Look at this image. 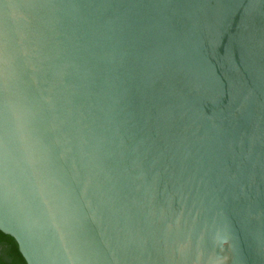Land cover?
Wrapping results in <instances>:
<instances>
[{
	"label": "water",
	"instance_id": "water-1",
	"mask_svg": "<svg viewBox=\"0 0 264 264\" xmlns=\"http://www.w3.org/2000/svg\"><path fill=\"white\" fill-rule=\"evenodd\" d=\"M0 231L26 264H264V0H0Z\"/></svg>",
	"mask_w": 264,
	"mask_h": 264
},
{
	"label": "flooded vegetation",
	"instance_id": "flooded-vegetation-1",
	"mask_svg": "<svg viewBox=\"0 0 264 264\" xmlns=\"http://www.w3.org/2000/svg\"><path fill=\"white\" fill-rule=\"evenodd\" d=\"M0 264H26L14 239L0 231Z\"/></svg>",
	"mask_w": 264,
	"mask_h": 264
}]
</instances>
